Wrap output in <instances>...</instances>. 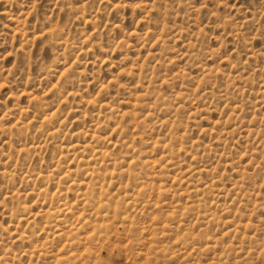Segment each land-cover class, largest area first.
Segmentation results:
<instances>
[{"label": "rangeland", "instance_id": "obj_1", "mask_svg": "<svg viewBox=\"0 0 264 264\" xmlns=\"http://www.w3.org/2000/svg\"><path fill=\"white\" fill-rule=\"evenodd\" d=\"M0 264H264V0H0Z\"/></svg>", "mask_w": 264, "mask_h": 264}]
</instances>
